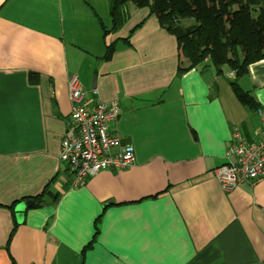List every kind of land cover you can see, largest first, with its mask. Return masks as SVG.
<instances>
[{"label":"crops","instance_id":"obj_1","mask_svg":"<svg viewBox=\"0 0 264 264\" xmlns=\"http://www.w3.org/2000/svg\"><path fill=\"white\" fill-rule=\"evenodd\" d=\"M126 10L104 36L109 0H0V264H264V178L225 191L213 175L236 128L261 137L257 110L230 71L180 73L176 36ZM73 74L89 107L120 103L109 129L135 150L78 187L60 159ZM240 81L264 108V59Z\"/></svg>","mask_w":264,"mask_h":264},{"label":"trees","instance_id":"obj_2","mask_svg":"<svg viewBox=\"0 0 264 264\" xmlns=\"http://www.w3.org/2000/svg\"><path fill=\"white\" fill-rule=\"evenodd\" d=\"M129 1L149 7L161 27L176 36L188 61L179 68L180 73L203 63L217 75L228 70L234 73L229 83L239 101L257 111L263 108L238 80L247 74L251 64L264 59V0H109L112 25L107 29L102 24L104 36L125 23ZM239 49L244 51L242 58ZM47 187L34 198H42ZM7 207L14 210L13 204ZM100 220L101 217L96 222L97 231Z\"/></svg>","mask_w":264,"mask_h":264},{"label":"built area","instance_id":"obj_3","mask_svg":"<svg viewBox=\"0 0 264 264\" xmlns=\"http://www.w3.org/2000/svg\"><path fill=\"white\" fill-rule=\"evenodd\" d=\"M68 87L72 121L61 140L60 159L73 172V187L84 185L88 178L102 171L131 166L135 162L133 145L123 143L121 136L109 129L120 117V103L99 100L89 107L78 74L69 77ZM257 112L261 137L249 140L236 128L227 149V162L213 171L225 191L241 183L255 185L264 178V108Z\"/></svg>","mask_w":264,"mask_h":264},{"label":"rangeland","instance_id":"obj_4","mask_svg":"<svg viewBox=\"0 0 264 264\" xmlns=\"http://www.w3.org/2000/svg\"><path fill=\"white\" fill-rule=\"evenodd\" d=\"M230 53L233 56V51L232 50L230 51ZM239 54H240V57L242 58L244 56V51L242 49H239ZM226 72L229 73L228 70ZM229 76H231V75H229ZM238 83L241 84L240 79L238 80Z\"/></svg>","mask_w":264,"mask_h":264},{"label":"water","instance_id":"obj_5","mask_svg":"<svg viewBox=\"0 0 264 264\" xmlns=\"http://www.w3.org/2000/svg\"><path fill=\"white\" fill-rule=\"evenodd\" d=\"M35 203L34 199H28L24 204L26 207H30Z\"/></svg>","mask_w":264,"mask_h":264}]
</instances>
